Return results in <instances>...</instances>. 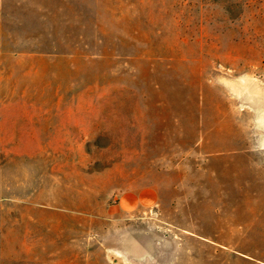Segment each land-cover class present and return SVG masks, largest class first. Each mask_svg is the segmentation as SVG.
I'll return each instance as SVG.
<instances>
[{
  "label": "rangeland",
  "instance_id": "rangeland-1",
  "mask_svg": "<svg viewBox=\"0 0 264 264\" xmlns=\"http://www.w3.org/2000/svg\"><path fill=\"white\" fill-rule=\"evenodd\" d=\"M0 264H264V0H0Z\"/></svg>",
  "mask_w": 264,
  "mask_h": 264
}]
</instances>
